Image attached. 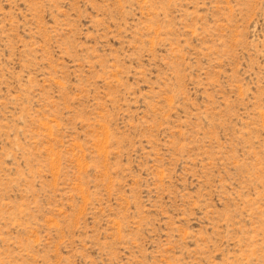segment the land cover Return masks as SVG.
<instances>
[{
	"label": "rangeland",
	"instance_id": "rangeland-1",
	"mask_svg": "<svg viewBox=\"0 0 264 264\" xmlns=\"http://www.w3.org/2000/svg\"><path fill=\"white\" fill-rule=\"evenodd\" d=\"M0 264H264V0H0Z\"/></svg>",
	"mask_w": 264,
	"mask_h": 264
}]
</instances>
